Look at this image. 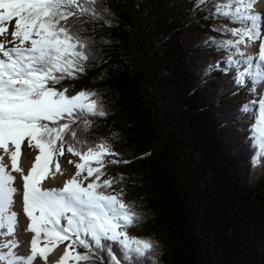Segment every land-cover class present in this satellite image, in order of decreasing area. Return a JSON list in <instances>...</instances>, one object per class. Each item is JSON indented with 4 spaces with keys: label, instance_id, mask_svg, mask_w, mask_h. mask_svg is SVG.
Here are the masks:
<instances>
[{
    "label": "trees",
    "instance_id": "trees-1",
    "mask_svg": "<svg viewBox=\"0 0 264 264\" xmlns=\"http://www.w3.org/2000/svg\"><path fill=\"white\" fill-rule=\"evenodd\" d=\"M212 3L99 0L114 14L111 26L84 25L93 59L57 85L99 93L107 115L90 117L78 135L105 139L128 161L104 171L123 175L113 187L134 204L141 237L158 242L157 264H264V161L253 164V114L232 96L241 88L233 75L205 74L226 61L202 43L226 38L212 31L226 19H205Z\"/></svg>",
    "mask_w": 264,
    "mask_h": 264
},
{
    "label": "snow or ice",
    "instance_id": "snow-or-ice-1",
    "mask_svg": "<svg viewBox=\"0 0 264 264\" xmlns=\"http://www.w3.org/2000/svg\"><path fill=\"white\" fill-rule=\"evenodd\" d=\"M206 3L196 0L195 7ZM257 3L213 0L205 19H226L228 24L212 25V31L226 38L206 36L202 41L225 51L224 70L234 69L233 83H248L253 92L264 84V12L256 10ZM98 4L99 0H0V37H11L0 39V264H36L38 258L48 264L49 255L66 241L56 264H95L97 259L101 264L105 259L107 264H157L158 242L129 232L141 217L134 204L123 199V188L113 187L122 183L123 175L108 176L104 171L106 157L118 154L107 141L90 143L78 135L90 130V117L107 115L99 93L81 89L69 94L68 86L57 88L64 80L78 79L93 59L94 41L82 35L88 31L84 25L102 21L111 26L108 17L114 14ZM256 41L260 43L255 54L241 48ZM219 69L217 61L207 65L205 74ZM242 111L253 114V164L259 165L264 161V94L243 105ZM25 142L38 151L27 171L20 166ZM65 150L79 157L80 162L68 161L75 173L62 187H44L57 173L63 175L58 157ZM13 173L19 174L22 186H17ZM17 196L28 220L23 231L33 234L26 242L27 253L17 237Z\"/></svg>",
    "mask_w": 264,
    "mask_h": 264
},
{
    "label": "bare ground",
    "instance_id": "bare-ground-1",
    "mask_svg": "<svg viewBox=\"0 0 264 264\" xmlns=\"http://www.w3.org/2000/svg\"><path fill=\"white\" fill-rule=\"evenodd\" d=\"M256 10L264 12V0H258V3L256 5ZM0 39H8V38L0 37ZM259 43H260V41H256L254 44H252L251 47H247V48H245L243 45H241V48L247 54H255L258 51ZM9 46H11V45H9ZM237 59H240V57H238ZM257 87H258V93H259L258 97H257V100H258L260 98V95L264 94V84H258ZM21 151H22V149H21ZM6 160H7V158H6ZM32 163H33V160H29L28 157L26 156V154H24L22 151L20 166L22 168H24L25 171H27L31 167ZM60 165H61L63 175L57 173L55 176V179H49V180H46L44 182V187H46V188H50V187L59 188V187L63 186V183L67 179L71 178V176H72L71 172L72 171L69 170L68 168H66L64 166V164H60ZM13 175L17 176V181H16L17 186L18 187L22 186V180L20 179L19 174L13 173ZM16 201L17 202L15 205V210L20 213V216H19L20 225H19V228L17 229V237L22 242L21 250H23L24 253H27L28 248H27L26 242H29L31 240L33 234L30 232H24L23 231V229L27 227L28 220H27L26 216L23 214V205L21 202V198L19 196L16 197ZM65 247H66L65 243L59 245L49 255L48 264H56V261H58L60 259V257L62 256ZM18 251H20V250H18ZM71 263L72 262L70 261L69 264H71ZM36 264H44V262L38 258L36 261Z\"/></svg>",
    "mask_w": 264,
    "mask_h": 264
},
{
    "label": "rangeland",
    "instance_id": "rangeland-1",
    "mask_svg": "<svg viewBox=\"0 0 264 264\" xmlns=\"http://www.w3.org/2000/svg\"><path fill=\"white\" fill-rule=\"evenodd\" d=\"M206 16H208V13L206 14ZM212 19H221V18H208L207 20H212ZM11 31H12V28L9 27V32H11ZM6 38L11 39L10 36H8ZM238 57L239 56H237L236 59ZM225 65H227L226 61L224 62V64H221V62H220V69L217 70V71H222L224 73H229V74L234 76L235 70L234 69L224 70V69L228 68V66L225 68ZM250 94H252V95H250ZM258 94L259 93H258V87L257 86H256L255 92H253V91L250 90V85L248 83H246L244 86H242L238 90V92H235L232 96H234V95L239 96V100H240L241 104L245 105V104H248L250 101L257 100ZM249 123H251V127H252L254 121H249ZM102 140L106 141L105 139L102 138V139L99 140V142L102 141ZM22 151H23L24 154H26V156L28 157L29 160H34L35 155L38 154L37 150L29 149L27 147V142H25V144L22 146ZM113 151L115 153H117L118 155L106 157V165H107L106 167H109V169L110 168H123V167H125L126 164L123 162L124 160L120 158L119 153L117 151H115L114 148H113ZM58 160H59L60 164H64V166L66 168H68L69 170L72 171L71 172L72 175L75 173L76 169L74 167V164H69L68 161L72 160V161H75V162H80L79 161V157L71 155L70 153L67 152V150L65 151V154L63 156L58 157ZM112 160H116L118 162L117 163H111ZM202 210H203V208H201V210L199 212V216L201 215ZM204 228L205 227H203V231H204ZM145 232H146L145 228L136 227V229L131 234H133V235H135L137 237H139V236L141 237L140 234H143ZM67 243L68 242L66 241L65 244L67 245Z\"/></svg>",
    "mask_w": 264,
    "mask_h": 264
}]
</instances>
